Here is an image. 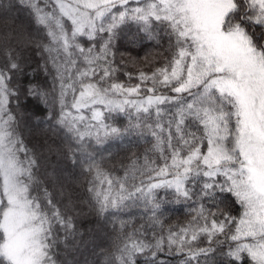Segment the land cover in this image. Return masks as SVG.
Masks as SVG:
<instances>
[{"label":"snow or ice","instance_id":"6c2138e0","mask_svg":"<svg viewBox=\"0 0 264 264\" xmlns=\"http://www.w3.org/2000/svg\"><path fill=\"white\" fill-rule=\"evenodd\" d=\"M20 13L42 35L31 40L23 25L0 32V264H59L61 245L77 233L71 194L65 198L51 173L41 176L44 152L21 131L22 96L44 112L29 134L62 127L80 149L129 130L152 138L142 156L122 163V177L88 154L96 213L121 211L137 198L149 224L160 226L142 238L122 221V243L105 264H137L141 256L164 264L165 251L191 264L213 245L227 246L226 264H264V0H0V19L11 23ZM128 20L157 43L160 29L168 54L159 66L146 55L122 80L114 48ZM14 39L33 46L50 87L13 84L27 63ZM120 114L129 119L123 131L107 122ZM168 196L199 206L187 224L165 230Z\"/></svg>","mask_w":264,"mask_h":264},{"label":"trees","instance_id":"16d2710c","mask_svg":"<svg viewBox=\"0 0 264 264\" xmlns=\"http://www.w3.org/2000/svg\"><path fill=\"white\" fill-rule=\"evenodd\" d=\"M14 15L16 14L14 13ZM21 25L33 41L42 35L27 27L26 13H20L19 19L11 23L6 19H0V32L13 31ZM156 32L159 33L158 43L156 39L149 38L137 22L128 20L120 26L114 48L116 60L123 65L120 69V79L127 80L123 75L124 72L135 74L138 69L142 68L144 57L150 53L156 58V66L162 63L163 57L160 54H168L166 52L168 40L160 29H156ZM12 46L20 50L24 60L27 61L23 66V71L17 74L13 80V84L19 83L21 86H27L29 81H32L50 87L52 78L46 76L38 68V62L42 63V61H40L39 56L33 53V46L25 48L23 44H17L15 39ZM121 55L124 57L123 61H121ZM129 60L135 61V64L128 63ZM56 110H59L58 106ZM20 113L23 121L21 131L25 138L34 144L38 143V151L44 152L41 157V176L43 177L45 173H51L52 178L57 181L58 187L64 188L65 198L70 193L75 205L72 214L74 215L77 233L74 237H69L67 248L61 245L59 264H105V257H110L122 243L123 233L120 229L122 221L126 222L128 233L135 232L142 238L145 235L151 238L154 232L159 233L160 226L156 225L153 228L149 224L148 216L150 214L145 212L137 198L128 201L127 206L121 211L113 210L106 216H101L96 213L88 192L93 177V173L88 171V154L94 156L106 172L114 177H122L124 175L122 163H130L133 154L142 156L146 149L151 147L152 138L147 133L141 135L136 130L123 131L129 124L127 115L120 114L116 116L114 121L111 118L107 121L121 128L122 135L109 137L100 145L95 144L94 141H89L91 145L80 149L76 146L74 134L62 127L56 128L54 132L49 131L46 137L36 136L35 131L29 134L27 128H35L37 115L40 120H43L44 112L36 106L35 102L23 96L20 99ZM45 139L49 144L56 146L58 150L54 152L45 151ZM158 191L162 196L166 193V190ZM204 203L207 207H212L207 201ZM198 206L194 200L177 202L168 196L160 213L164 229L166 230L168 227L179 228L187 224L194 214L193 209ZM137 230L139 231L137 232ZM61 236H63L62 232ZM200 246L207 247L208 245L205 241ZM213 247L216 249L214 252L207 256H200L198 261H191V264H226L227 257L223 252L227 250V246L225 245L223 250L219 245H213ZM184 258L182 254L165 251L159 254L158 260H162L164 264H180ZM108 264H112V261L109 260ZM137 264H146V258L138 257Z\"/></svg>","mask_w":264,"mask_h":264}]
</instances>
